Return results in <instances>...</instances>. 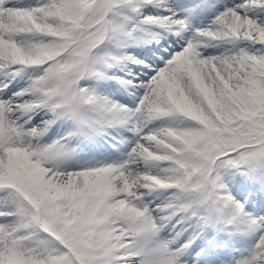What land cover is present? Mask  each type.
I'll return each instance as SVG.
<instances>
[{"label": "snow or ice", "instance_id": "6c2138e0", "mask_svg": "<svg viewBox=\"0 0 264 264\" xmlns=\"http://www.w3.org/2000/svg\"><path fill=\"white\" fill-rule=\"evenodd\" d=\"M0 264H264V0H0Z\"/></svg>", "mask_w": 264, "mask_h": 264}]
</instances>
